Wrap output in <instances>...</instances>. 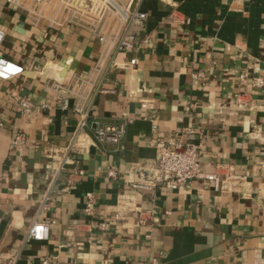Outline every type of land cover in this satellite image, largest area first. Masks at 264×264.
I'll list each match as a JSON object with an SVG mask.
<instances>
[{"label": "crops", "instance_id": "crops-1", "mask_svg": "<svg viewBox=\"0 0 264 264\" xmlns=\"http://www.w3.org/2000/svg\"><path fill=\"white\" fill-rule=\"evenodd\" d=\"M137 9L147 43L106 54L88 28L39 31L0 1L2 52L27 71L0 82V264H264V86L252 83L264 78V0ZM85 116L130 121L125 151L87 132L73 144ZM188 130L203 170L231 167L245 177L239 190L191 182L136 192L139 175L154 174L159 142H186ZM20 134L24 146L13 145ZM37 222L48 225L45 241L29 235Z\"/></svg>", "mask_w": 264, "mask_h": 264}, {"label": "built area", "instance_id": "built-area-1", "mask_svg": "<svg viewBox=\"0 0 264 264\" xmlns=\"http://www.w3.org/2000/svg\"><path fill=\"white\" fill-rule=\"evenodd\" d=\"M18 11L24 22L34 29L60 30L67 25L86 27L97 37L106 54H135L140 44L147 43L148 37L138 41L143 23L147 19L146 14L137 8L142 0H0ZM5 33L0 29V82L10 81L24 76L27 71L18 63L4 56L2 47ZM104 54V57H106ZM102 60V58H101ZM99 59L98 66L103 61ZM136 64V59L129 62ZM246 78V74L240 75ZM256 88L264 86V78H252ZM47 90L51 94H59L60 85L52 81ZM26 112L30 111V105L25 100L19 101ZM67 104L65 103V106ZM145 107V105H143ZM130 121L121 124L103 123L99 120L88 122L86 116L79 122L73 144L76 143L80 133L87 132L92 143L98 146H111L114 153L125 151L124 138L126 127ZM189 140L182 142L176 138L171 142H159L155 160V170L152 176L139 175V181L133 188L136 192L152 189H166L180 192L191 182H202L212 185L215 191L236 192L245 182V177L236 176L231 167L217 165L212 173L205 172L200 161V144L190 140L193 131L188 130ZM26 138L20 134L13 145L21 143L24 146ZM68 162V158L65 159ZM81 174L82 171L79 170ZM115 178L114 172L108 174ZM85 213L90 215L93 211L94 201L90 193L86 194ZM108 224L103 223L101 228ZM48 225L45 222H37L29 229V235L35 241H45L48 238ZM9 264H13L10 262ZM39 264H57L44 260Z\"/></svg>", "mask_w": 264, "mask_h": 264}]
</instances>
